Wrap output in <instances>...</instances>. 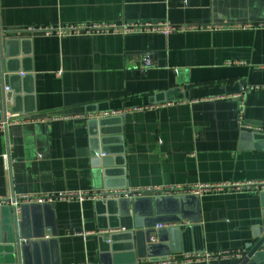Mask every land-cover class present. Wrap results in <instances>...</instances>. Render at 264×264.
<instances>
[{"label":"crops","instance_id":"1","mask_svg":"<svg viewBox=\"0 0 264 264\" xmlns=\"http://www.w3.org/2000/svg\"><path fill=\"white\" fill-rule=\"evenodd\" d=\"M134 23L200 29L30 30ZM261 24L264 0H0V96L12 116L0 129V197L219 188L198 194L200 221L182 223L188 239L170 256L244 253L264 215L261 187H235L264 184V147L241 139V128L264 125ZM146 58L152 66L142 72ZM142 106L159 107L125 112ZM3 110L0 101V121ZM118 201L57 200L28 211L30 232L37 223L51 232L28 264L152 262L131 252L132 216Z\"/></svg>","mask_w":264,"mask_h":264},{"label":"water","instance_id":"2","mask_svg":"<svg viewBox=\"0 0 264 264\" xmlns=\"http://www.w3.org/2000/svg\"><path fill=\"white\" fill-rule=\"evenodd\" d=\"M4 87L2 82L0 89L2 90ZM0 101L4 107L3 120L0 123L6 124L8 101L4 92L0 96ZM263 126V124H256L252 126L253 128H241V139L249 141L252 146L256 143L264 147ZM121 188L125 187L117 189ZM259 196L264 208V187ZM118 204L122 216L129 218L132 216L133 229L129 232L131 252L140 259L148 257L154 259L153 261L163 260L172 253L181 252L183 241L188 239L187 230L190 229L187 226H182V223L190 221L193 224H198L200 221L198 195L122 198L119 199ZM44 205L22 206L20 208L21 217L18 216L16 208L0 207V257H11L13 264H28L30 262L29 253L32 248L40 245L39 241L50 236L51 232H45V228L42 229L38 223L30 232L26 215L28 211L45 208ZM38 225L41 228H37ZM159 225L163 227L157 228ZM153 237L155 241H153ZM253 237L254 241L247 244L239 264H264V215L261 225L254 230ZM108 240L112 242L110 238ZM41 243H56V240ZM114 255L112 254L113 258Z\"/></svg>","mask_w":264,"mask_h":264},{"label":"built area","instance_id":"3","mask_svg":"<svg viewBox=\"0 0 264 264\" xmlns=\"http://www.w3.org/2000/svg\"><path fill=\"white\" fill-rule=\"evenodd\" d=\"M264 27V24L260 25ZM224 26H209L207 29L209 30H216L218 28H223ZM182 30H199L198 27H189V28H179L172 26L168 23H157V24H150V23H134V24H123L122 26L118 25H94V26H67L63 28H38L34 29L31 28L30 30H38L43 32L47 35L56 33L59 37L66 36V35H75V34H85L88 36L99 35V34H107L111 32L115 33H159L162 35H169L174 32H178ZM202 29V28H201ZM152 66V60L146 58L144 60V66L142 68V72L146 71L148 68ZM6 91H9V88H6ZM236 98L240 99V96H236ZM159 106H142L138 108H133L131 110H126L125 112L131 111H145L149 109H155ZM124 112V113H125ZM10 114L7 112V123L4 122L0 123V129H4L10 119ZM239 123H243L242 112H240L239 116ZM243 186L248 188H259L261 189L264 187V184H257L254 182L242 184V185H235L237 189H241ZM210 189H219L213 188L208 186H199L195 189L191 188H182V187H174V186H167V187H153V188H145V189H110V190H101L98 192H89V193H82V192H65L60 194L54 195H21V196H14V197H0V207H10L16 208L20 210V208L24 205H44L48 203H52L57 200H75V201H85V200H109V199H122L124 197L128 198H144V197H164V196H181L187 194H195L198 195L201 191H206ZM163 226L159 225L157 228H161ZM108 242H110L108 240ZM228 256H234L236 258H242L244 256L241 252H231V251H223L214 254H187L180 259L173 258L172 256L166 257V259H161L157 261L149 262L147 260H143L139 262V264H173L178 262L189 263L193 261L199 260H211V259H218Z\"/></svg>","mask_w":264,"mask_h":264},{"label":"rangeland","instance_id":"4","mask_svg":"<svg viewBox=\"0 0 264 264\" xmlns=\"http://www.w3.org/2000/svg\"><path fill=\"white\" fill-rule=\"evenodd\" d=\"M244 253H245V252H244ZM244 253H243V254H244ZM224 259H239V260H241V258H236V257H234V256H228V257L220 258L219 261L224 260ZM211 260H214V259H211ZM211 260H210V261H211ZM216 260H218V259H216ZM216 260H215V261H216Z\"/></svg>","mask_w":264,"mask_h":264}]
</instances>
